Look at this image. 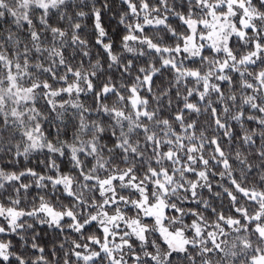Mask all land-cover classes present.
Here are the masks:
<instances>
[{"label": "snow or ice", "instance_id": "6c2138e0", "mask_svg": "<svg viewBox=\"0 0 264 264\" xmlns=\"http://www.w3.org/2000/svg\"><path fill=\"white\" fill-rule=\"evenodd\" d=\"M0 264H264V0H0Z\"/></svg>", "mask_w": 264, "mask_h": 264}]
</instances>
